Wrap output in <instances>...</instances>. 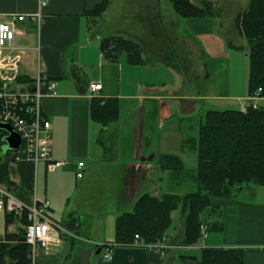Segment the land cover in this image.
<instances>
[{
	"label": "crops",
	"instance_id": "1",
	"mask_svg": "<svg viewBox=\"0 0 264 264\" xmlns=\"http://www.w3.org/2000/svg\"><path fill=\"white\" fill-rule=\"evenodd\" d=\"M47 1L42 7L41 0H0V23H12L16 33L1 57L16 64V69L9 70L12 82L28 89L41 74L56 82L55 92L44 95L41 104L52 123L51 157L61 165L0 159V190L28 207L47 199L51 217L69 233H60L59 244L41 251L33 264H202L205 250L232 251L243 258V264H264V203L247 198L250 194L257 199L258 187L264 188L255 184L245 185L232 197L215 198L219 213L207 211L202 216L207 230L203 235L201 229L194 244L184 242L182 205L176 209L181 211L178 222L172 228L175 210L162 240L148 243L139 236L145 244L136 239L131 244L116 243L118 218L133 212L145 194L184 197L198 191L199 162L190 174L197 190L188 193L186 158L189 151L198 157L196 143L207 114L239 110L250 99L248 87L244 92L233 89L231 56L242 50L232 47L229 41L233 40L223 30L227 19L234 20L252 0H210L221 12L218 17L184 16L172 0H137L134 16L126 17L122 6V17L131 19L122 24L126 28L107 24L117 0H109L102 14L97 9L104 0ZM191 1L200 6L203 0ZM38 12L45 16L41 28L30 19H14ZM111 33L136 40L142 63H131L127 53L109 61L103 41ZM91 83L102 84L99 93L91 92ZM95 98L117 99L118 120L108 126L95 122L91 116ZM252 102L264 105V99ZM207 104L235 108L206 110ZM195 122L200 128L190 137ZM111 149L116 153L115 193L108 188L113 166L106 161L112 160ZM163 156L178 157L182 168L169 161L162 166ZM6 215L0 211L5 235ZM211 224L216 228L209 231ZM14 225L10 224L8 233H19L11 231ZM108 226L113 227L110 235ZM106 244L112 250L111 260L104 257Z\"/></svg>",
	"mask_w": 264,
	"mask_h": 264
},
{
	"label": "trees",
	"instance_id": "2",
	"mask_svg": "<svg viewBox=\"0 0 264 264\" xmlns=\"http://www.w3.org/2000/svg\"><path fill=\"white\" fill-rule=\"evenodd\" d=\"M109 0H104L97 9L102 14ZM175 10L188 17H218L220 10L213 2L203 0L200 6L191 0H172ZM236 35L242 45L229 41L232 47L247 50L249 57V95L256 94L259 88L264 95V0H252L245 11L233 20ZM107 39L103 49L109 61L127 53L131 63H142V50L136 40H123L118 49L111 52ZM246 43V46H245ZM23 81V79H22ZM92 119L102 126L118 120L119 102L117 99L95 98L91 109ZM195 146V143H194ZM199 168L196 176L198 191L186 196L166 194L158 198L151 194L142 196L133 212L124 213L117 220L116 243L131 244L139 235L148 243L162 240L172 225V213L180 206L185 215L186 231L184 242L196 243L201 236L202 217L208 210L217 208L215 198H229L247 184L264 187V107L253 105L242 112L238 109L211 111L201 128L196 143ZM168 161L170 165L182 168L178 157L163 156L160 164ZM234 189V191H233ZM17 217L14 213L6 215L5 241L0 242V264H33L30 245L23 242V228L17 234L8 233V227ZM28 224L27 214L20 219ZM216 228L211 224L209 231ZM232 251L219 252L205 250L202 264H243V258ZM18 258V263L16 261ZM11 259V262H9Z\"/></svg>",
	"mask_w": 264,
	"mask_h": 264
},
{
	"label": "built area",
	"instance_id": "3",
	"mask_svg": "<svg viewBox=\"0 0 264 264\" xmlns=\"http://www.w3.org/2000/svg\"><path fill=\"white\" fill-rule=\"evenodd\" d=\"M47 0H41V6L47 5ZM15 20L25 21L30 19L41 28L45 22L43 12H38L35 15L27 17L19 15ZM15 30L12 23H0V59L3 55V49L12 44L15 37ZM16 64L5 61L3 58L0 61V75L2 71H8L0 76V123L9 124L13 131L21 136L22 142L17 149L4 150L8 144L5 138L9 136L6 130H0V159L10 157L13 161L31 160L34 162L45 161L51 167L61 165L60 161L52 159V123L44 116L41 100L46 94L55 92L56 82L50 81L45 75H39L32 86L28 89H22L15 85L11 79L12 69H16ZM10 70V71H9ZM15 85V87H13ZM102 84L91 83L90 90L93 93H99ZM254 98L264 99L263 90L258 89L256 94L250 96V99L245 102L244 106L240 107V111L246 112L250 106L256 108L264 107L259 102L253 103ZM84 163H79V167H83ZM82 177V173H78ZM50 201L47 199L36 202L33 206H26L24 203L15 198L7 191L0 190V211L14 213L15 216L21 219L24 214H27L28 224L23 225V242L30 245L31 256L33 261L41 251H47L52 244L58 245L61 237L60 233L69 234L68 230L61 227L50 215ZM58 229L61 232L57 233ZM203 235L206 233L207 226L203 223ZM57 237V238H56ZM138 242L145 244L139 235L135 237ZM161 244H159L160 247ZM104 257L107 260L112 259V250L110 244H106Z\"/></svg>",
	"mask_w": 264,
	"mask_h": 264
},
{
	"label": "rangeland",
	"instance_id": "4",
	"mask_svg": "<svg viewBox=\"0 0 264 264\" xmlns=\"http://www.w3.org/2000/svg\"><path fill=\"white\" fill-rule=\"evenodd\" d=\"M117 1H118V4H116L115 8L110 12V19H108V23H107L108 25H110L111 28L114 27L113 26L114 22L120 23L121 26H123L122 24H125V23L127 24L128 22L131 21V19L126 18V17L134 16L133 10H135L137 0H126L125 2L123 0H117ZM228 1H230V0H228ZM121 4H123V5H121ZM124 5H125L124 8L127 9L126 17H122V11L124 9L122 6H124ZM98 22L99 21L97 20L95 25H98ZM134 24H136V22ZM123 27L126 28L125 26H123ZM222 30L223 29H220V32ZM105 32L109 33L112 31L105 29ZM223 32L226 36H228V38H230V40H233L236 45H238V46H239V44L242 45V43H243L242 40L239 39L236 35V30L234 29L232 18L227 19V23H226V26H225ZM104 38L107 39L108 43H106V44L108 45V49L111 52L116 51L118 49V45H120V43H123V40L130 39V38H127L126 36H122V34H113V33H111L109 36H106ZM245 46H246V43H245ZM237 52L233 51L232 56H231V57H233V60H232L233 64L231 66V83L233 85V89L236 92H244V91H247V87H248L249 57H248L247 50L237 51ZM236 60H238V61H236ZM244 104H245V102L242 104V106H244ZM225 108H235V105H231V106L225 105V107H223L222 105L207 104L205 106L206 110H210V109L224 110ZM203 120H205V116L203 117ZM199 128H200V125L197 122H195V124L193 125L194 132H190V133H188V135L190 137L196 136V133L199 131ZM110 133L111 132H109V134ZM6 149H7V146L4 147V150H6ZM111 152H112V154H111ZM109 153H110V155H108V156L112 155L111 156L112 160L106 161V162L110 163L113 166V167H111L112 171H113V175L109 176L110 177V185H108V188H109V190L114 192L117 189V182H116L117 178H116V172L114 169L115 168L114 167L115 162L113 161V157L115 156L116 153H115L114 149H111V151ZM187 155H188V157L186 158V164L188 166V169L190 170V171H188V193H189V192H195L197 190V184H196L195 180L193 179V177L190 176V174L193 175L194 169H197L198 157H197L196 153L194 154L192 151H189ZM258 189H259L260 193L258 194L257 199H255V197H252L250 194H247V198L250 200H256V201L264 203V188L258 187ZM233 191H234V189H233ZM208 212H209V210H208ZM213 212L219 213L217 209H212L211 213H213ZM180 214H181V211L179 208L178 210H176V212L174 214L172 228L178 222ZM111 221H113V223L115 222L114 217H111ZM174 223H175V225H174ZM114 224H113V226H115ZM21 229H22V224L19 222L18 219H16L15 225L13 226L11 231L16 233ZM112 230H113V227L108 226L107 230H106V234L110 235L112 233ZM4 235H5L4 226H2L0 223V239H4V237H5ZM39 253H41V252H39ZM16 261L18 263V258H16ZM9 262H11V259H9Z\"/></svg>",
	"mask_w": 264,
	"mask_h": 264
},
{
	"label": "water",
	"instance_id": "5",
	"mask_svg": "<svg viewBox=\"0 0 264 264\" xmlns=\"http://www.w3.org/2000/svg\"><path fill=\"white\" fill-rule=\"evenodd\" d=\"M0 130H6L9 132V136L5 138L7 145V151L8 149H17L20 147L22 139L19 134L13 131L12 127L9 124L0 123Z\"/></svg>",
	"mask_w": 264,
	"mask_h": 264
}]
</instances>
